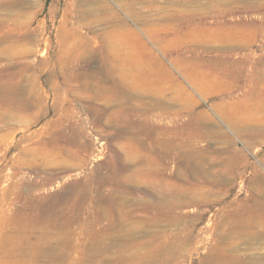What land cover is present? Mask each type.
I'll use <instances>...</instances> for the list:
<instances>
[{
  "label": "rangeland",
  "instance_id": "obj_1",
  "mask_svg": "<svg viewBox=\"0 0 264 264\" xmlns=\"http://www.w3.org/2000/svg\"><path fill=\"white\" fill-rule=\"evenodd\" d=\"M0 2L13 45L27 50L7 60L0 30V84L30 102L0 117V264L8 251V264H51L28 248L17 255L19 241L45 234L64 248L57 264L86 263L91 245L105 264H150L161 249L175 253L170 264H205L212 251L221 264H264V0L228 3L222 20L234 29L211 32L176 12L199 0ZM109 9L140 41L121 21L109 26ZM63 18L71 31L60 42ZM112 51L138 64L128 86L108 72ZM252 210L259 237L229 234L228 219Z\"/></svg>",
  "mask_w": 264,
  "mask_h": 264
},
{
  "label": "bare ground",
  "instance_id": "obj_2",
  "mask_svg": "<svg viewBox=\"0 0 264 264\" xmlns=\"http://www.w3.org/2000/svg\"><path fill=\"white\" fill-rule=\"evenodd\" d=\"M87 1V0H86ZM168 1V0H167ZM186 1H190V2H192V1H195V2H197V0H174V2L175 3H182V2H186ZM216 2V7H215V5H213V6H211L210 4V0H199V4L202 6L201 7V9L200 8H194V9H191V10H181V11H176L177 12V14H179L180 15V17H186V18H191V17H199V18H202L201 19V23H200V27H201V29L203 30V31H205V32H211V31H222L223 29H224V27H225V24H227L228 26H230L231 27V29H234V27H233V21H231V22H228V23H225L223 20H222V10L228 5V3H231V4H233V2L235 3V4H238V5H240V4H242V5H244V7L242 8V9H245V10H248L251 6L253 7V8H256V7H260L262 4H253V5H249L250 3L248 2V0H217V1H215ZM1 3V2H0ZM128 3V2H127ZM6 4V3H5ZM107 6V5H106ZM233 6H231L230 8H232ZM105 8V7H104ZM237 8H239L238 6H234V9H237ZM241 9V10H242ZM110 10V12L112 13L111 14V18L109 17V19H110V23H111V25H109V26H111L112 28H115L117 25H116V23L118 24V22L116 21V20H118V21H121V20H119L118 19V17H117V14L116 13H114V11H112V9H109ZM108 10V11H109ZM92 12V11H91ZM91 12L89 13V14H87V15H90L91 14ZM139 12V11H138ZM179 12V13H178ZM86 13H88V11L86 12ZM166 13V12H165ZM170 12L168 11V13L165 15V17L164 18H166L167 20H172V19H174L175 18V12H172V13H170ZM7 14V13H6ZM139 14V13H138ZM3 15V14H2ZM83 15H85V14H83ZM92 15V14H91ZM80 16H82V14L80 15ZM135 16V15H134ZM157 16V15H156ZM2 17V16H1ZM10 17V16H9ZM86 17V16H85ZM6 18V17H5ZM12 18V17H11ZM11 18H10V20H11ZM140 17H138V19H139ZM18 19V18H17ZM84 19V18H83ZM135 19H137V18H135ZM207 20H212V21H210V22H208ZM109 22V21H108ZM120 25H123L125 28H127V29H125V32H127L130 36H131V38L133 39V40H139L140 41V38L138 37V35H137V33L134 31V30H132V29H130L129 27H128V25L126 24V23H122V21L119 23ZM119 24H118V26H119ZM62 32H61V34H60V42L61 41H63V40H65V35L68 33V31H71V28L70 27H68V25H67V20H66V18H63L62 19ZM117 26V27H118ZM10 28V27H9ZM0 30L1 31H3V32H5V34L3 35V42H5V43H9L8 45H6L5 47H3L4 48V50H3V52H5L4 54H2L1 52V54L3 55V57H5L7 60H12L11 58H12V56H14V55H16V51H18L17 49H20V48H23V47H21V46H24V45H13V41H12V35H11V31L9 32V30H8V27L6 26V19H1L0 20ZM8 32V33H7ZM126 35V34H125ZM21 37V36H20ZM23 37V36H22ZM19 38V37H18ZM127 38V37H126ZM228 40V39H227ZM226 41V40H225ZM0 42H1V39H0ZM228 43V42H227ZM11 44V45H10ZM62 45V44H61ZM12 46V47H11ZM13 48V49H12ZM23 49H25V48H23ZM26 50V49H25ZM0 51H2V50H0ZM27 51V50H26ZM30 51V50H29ZM28 51V52H29ZM31 52V51H30ZM62 52V51H61ZM24 54V53H23ZM111 55L108 57L109 59H107L108 60V63L107 64H109L108 65V72H110V73H112V74H116V75H118V77H120L121 78V81H119V83H120V85L122 84L123 86H128V84H129V82H131L130 80H132L131 78H133V75H130V76H128V75H126L128 72H130L131 73V71L133 70L134 72H136V73H138V69H139V67H138V64H127L126 63V59H121L120 58V56L119 55H117L115 52H113L112 51V53H110ZM26 55V54H25ZM24 55V56H25ZM107 56L109 55L108 53L106 54ZM23 56V55H22ZM1 57V56H0ZM2 57V58H3ZM27 57V56H26ZM106 58V57H105ZM22 59V58H21ZM61 60V59H60ZM20 61V60H19ZM47 61V60H46ZM45 61V62H46ZM15 62V61H14ZM24 62V61H23ZM62 62V61H61ZM107 62V61H106ZM10 63H12V62H10ZM16 63H17V61H16ZM22 63V62H21ZM62 65L64 64L63 62L61 63ZM12 65V64H11ZM7 66V65H6ZM25 66V65H24ZM65 66V65H64ZM63 66V67H64ZM106 66V65H105ZM8 67V66H7ZM14 67V66H13ZM13 67H12V69H13ZM1 68V67H0ZM11 69V68H10ZM9 69V70H10ZM27 69H29V68H27ZM68 69V68H67ZM9 70H8V72H9ZM8 72H4V74L5 73H8ZM12 72V71H11ZM10 72V73H11ZM14 72V71H13ZM69 72V71H68ZM9 73V74H10ZM122 74L123 75H125V76H123V78H122ZM14 75H15V72H14ZM13 75V76H14ZM109 75V74H108ZM13 76H11V77H13ZM27 76V75H26ZM134 76H138L137 74H135ZM0 77H2V76H0ZM137 79V78H136ZM13 80V79H12ZM133 80H135V79H133ZM137 81V80H136ZM32 82V81H31ZM116 83V82H115ZM133 84L135 83V81H133L132 82ZM114 84V83H113ZM131 84V83H130ZM121 87V86H120ZM133 87V86H132ZM138 86L136 85V86H134V88H137ZM109 88V87H108ZM115 88V87H114ZM113 88V89H114ZM27 89V88H26ZM122 89H123V87H122ZM133 89V88H132ZM21 90V89H20ZM117 90V89H116ZM134 90V89H133ZM139 90H141L140 88H139ZM138 89L136 90V91H139ZM27 91V90H26ZM25 91V92H26ZM109 91V90H108ZM120 91V90H119ZM123 91V90H122ZM135 91V90H134ZM131 92V91H127L128 93H134L135 94V92ZM8 92V93H7ZM116 92V91H115ZM125 92H126V90H125ZM20 93V92H19ZM24 93V92H23ZM122 93V92H121ZM28 94V93H27ZM35 94V93H34ZM106 94V93H105ZM117 94V93H116ZM112 96V95H111ZM119 96H120V94H119ZM125 96L126 97H129L128 96V94L126 93L125 94ZM31 97V96H30ZM39 97V96H38ZM121 97V96H120ZM140 97V96H139ZM42 98V97H41ZM112 98H114V97H112ZM124 98V97H123ZM28 99V98H27ZM128 99V98H127ZM126 99V100H127ZM41 100V99H40ZM40 100H39V102H40ZM129 100V99H128ZM123 101H125L124 99H123ZM127 102V101H126ZM30 102H28L26 99H23L22 97H17V96H14L13 94H11V92L9 91V89L7 88V86L4 84H0V117L1 116H8V117H6V120L7 121H9L10 122V119L12 120V118H11V115H9L10 113H12V112H14V111H19V112H23V111H26V110H28V109H30V104H29ZM124 103V102H123ZM39 105V104H38ZM107 105V104H106ZM119 107H121V106H119ZM34 108V107H33ZM123 110V109H122ZM103 115V114H102ZM125 116H127V115H125ZM99 117V116H98ZM9 118V119H8ZM15 118V117H14ZM122 119V118H121ZM125 120V119H124ZM5 121V120H4ZM13 121V120H12ZM126 121V120H125ZM122 123V122H121ZM124 123V122H123ZM8 124V123H7ZM145 132V131H144ZM115 133V132H114ZM120 133V132H119ZM146 135V134H145ZM117 139V138H116ZM124 142V141H123ZM110 143V142H109ZM112 145V144H111ZM122 145V144H121ZM131 145V144H130ZM155 145V144H154ZM54 146V145H53ZM126 146V145H125ZM73 147H74V145H73ZM150 148V147H149ZM155 148V147H154ZM58 149V148H57ZM73 150V149H72ZM113 150V149H112ZM74 151V150H73ZM115 151V150H114ZM62 152V151H61ZM72 153V152H71ZM113 153V152H112ZM59 154H62V153H59ZM58 153H57V155H59ZM63 154H65V153H63ZM128 154V153H127ZM143 155V154H142ZM139 156V155H138ZM118 157V156H117ZM115 159V158H114ZM129 159H131V158H129ZM153 159V158H152ZM61 160V159H60ZM145 161V160H144ZM150 161V160H149ZM154 162V161H153ZM157 162V161H156ZM156 162H155V166H156ZM44 164V163H43ZM118 164H120V163H118ZM117 164V165H118ZM158 165V164H157ZM149 166V165H148ZM119 167V166H118ZM153 167V166H152ZM117 168V167H116ZM128 168H130V167H128ZM149 168V167H148ZM159 169V168H158ZM157 169V170H158ZM162 169V168H161ZM150 170V169H149ZM153 170V169H152ZM155 170V169H154ZM141 171V170H140ZM153 172V171H152ZM112 173H114V172H112ZM115 174V173H114ZM113 174V175H114ZM133 174V173H132ZM144 175V174H143ZM153 175H155V174H153ZM110 176V175H109ZM147 176V175H146ZM115 177V176H114ZM132 177V176H131ZM257 178V177H256ZM93 180V179H92ZM220 180V179H219ZM87 181H89V180H87ZM112 181V180H111ZM155 181V180H154ZM159 181V180H158ZM164 182V181H163ZM81 184V183H80ZM83 184V183H82ZM89 184V183H88ZM97 184V183H96ZM163 184V183H162ZM256 184V183H255ZM257 184L259 185V186H261L262 187V185H264V177H259V179L257 180ZM87 185V184H86ZM95 185V184H94ZM183 185V184H182ZM83 186V185H82ZM93 186V185H92ZM95 187V186H94ZM102 187V186H101ZM113 187V186H112ZM82 187L80 186V189H81ZM93 188V187H92ZM105 188V187H104ZM174 188V187H173ZM183 188V187H182ZM188 188V187H187ZM88 189H90L89 187H88ZM98 189V188H97ZM177 189V188H176ZM179 189V188H178ZM85 190V189H84ZM181 190V189H180ZM180 190H178V191H180ZM197 190H199V189H197ZM80 191V190H79ZM78 191V192H79ZM98 191H100V190H98ZM121 191V190H120ZM202 191V190H201ZM215 191V190H214ZM176 192V191H175ZM190 192V191H189ZM199 192V191H198ZM206 192V191H205ZM207 192H208V190H207ZM212 192V191H211ZM210 192V193H211ZM96 193H97V191H96ZM102 193V192H101ZM160 193V192H159ZM182 193V192H181ZM201 193V192H200ZM98 194V193H97ZM176 194V196H177V193H175ZM207 194V193H206ZM81 195V194H80ZM80 195H79V197H80ZM93 195V194H92ZM161 195V194H160ZM166 195V194H165ZM181 195V194H180ZM179 195V196H180ZM204 195H205V193H204ZM210 195V194H209ZM263 195H264V192H263ZM65 196V195H64ZM63 196V197H64ZM94 196H95V194H94ZM97 196V195H96ZM172 196V195H171ZM57 197V196H56ZM62 197V196H61ZM109 197V196H108ZM137 197V196H136ZM157 197H158V195H157ZM39 198V197H38ZM59 198V197H58ZM65 199H66V197H64ZM96 198V197H95ZM110 198V197H109ZM177 198V197H176ZM261 198V197H260ZM50 199H51V197H50ZM74 199V198H73ZM97 199V198H96ZM113 199V198H112ZM181 199V198H180ZM81 200V199H80ZM87 200V199H86ZM89 200V199H88ZM111 200V199H110ZM156 200V199H155ZM254 200V199H253ZM159 201V200H158ZM201 201H203V200H201ZM36 202V201H35ZM70 202V201H69ZM74 202V201H73ZM72 202V203H73ZM76 202V201H75ZM125 202H127V201H125ZM129 202V201H128ZM143 202V201H142ZM169 203V206L170 207H172V206H174V205H186V206H189V205H192V204H194L195 203V201L194 200H189V201H187V202H178V201H171V200H169L168 201ZM199 203H200V199H199V201H198ZM204 202V201H203ZM86 203V202H85ZM97 203V202H96ZM100 203V202H99ZM101 203H103V202H101ZM115 203V202H114ZM207 203V202H206ZM205 203V204H206ZM210 203V202H209ZM115 204H117V203H115ZM121 204V203H120ZM137 204H139V202L137 203ZM144 204V203H143ZM156 204V203H155ZM89 205H91V204H89ZM150 206H151V204H149ZM97 206H98V204H97ZM137 206V205H136ZM144 206V205H143ZM166 206V205H165ZM70 207V206H69ZM131 207V206H130ZM140 207H141V205H140ZM139 207V208H140ZM167 207V206H166ZM182 207V206H181ZM56 208V207H55ZM91 208V207H90ZM99 208V207H98ZM117 208V207H116ZM127 208H129V207H127ZM163 208V207H162ZM175 208V207H174ZM82 209V208H81ZM85 209V208H84ZM100 209V208H99ZM109 209V208H108ZM135 209V208H134ZM133 209V210H134ZM156 209V208H155ZM169 209V208H168ZM56 210V209H55ZM71 210V209H70ZM69 210V211H70ZM112 210V209H111ZM123 210V209H122ZM139 210V209H138ZM151 210V209H150ZM158 210V209H157ZM161 210V209H160ZM165 210V209H164ZM174 210V209H173ZM262 210V209H261ZM34 211V210H33ZM43 211H44V215H41V216H46V217H49V208H48V210H46V209H43ZM126 211V210H125ZM167 211V210H166ZM169 211V210H168ZM29 212V211H28ZM42 212V211H41ZM135 212V211H134ZM150 212V211H149ZM152 212H153V210H152ZM27 213V212H26ZM58 213V212H57ZM76 213V212H75ZM173 213H174V211H173ZM249 214L246 216V215H241V216H236V217H234V218H232V217H230L229 219H228V221H230L231 222V224L234 226V228L232 229V231L229 233V234H232V235H235L236 236V238H239V239H244V238H247V239H249L250 240V242H251V240H253V239H257V237H259V234H258V231H256V229H260V228H263L262 227V225H260L259 223H261V222H259L258 221V217H256V213H255V211L254 210H252V211H249L248 212ZM41 214V213H40ZM126 214V213H125ZM131 214V213H130ZM175 214V213H174ZM229 214V213H228ZM60 215V214H59ZM71 215V214H70ZM77 215V214H76ZM79 215V214H78ZM100 215V214H99ZM160 215V214H159ZM32 216V215H31ZM40 216V215H39ZM61 216V215H60ZM141 216V215H140ZM158 216V215H157ZM156 216V217H157ZM167 216V215H166ZM27 217V216H26ZM64 217V216H63ZM93 217V216H92ZM176 217V216H175ZM261 217H262V215H261ZM103 218H104V216H103ZM128 218H129V215H128ZM148 218V217H147ZM160 218V217H159ZM79 219V218H78ZM83 219H84V217H83ZM92 219V218H91ZM121 219V218H120ZM123 219V218H122ZM99 220V219H98ZM98 220H97V222H98ZM128 220V219H127ZM34 221V220H33ZM50 221V220H49ZM103 221H104V219H103ZM32 222V221H31ZM53 222V221H52ZM173 222V221H172ZM95 223V222H94ZM146 223V222H145ZM157 223V222H156ZM169 223V222H168ZM59 224V223H58ZM89 224V223H88ZM99 224V223H98ZM75 226V225H74ZM78 226V225H77ZM226 226V225H225ZM59 228V227H58ZM88 229V228H87ZM86 229V230H87ZM2 230V229H1ZM250 230V232H248ZM89 231V230H88ZM93 231V230H92ZM186 231V230H185ZM227 231V230H226ZM57 232H59V229L57 230ZM86 232V231H85ZM70 233V232H69ZM136 233V232H135ZM159 233H161V232H159ZM187 233V232H186ZM4 234V233H3ZM11 234V233H10ZM15 234V233H14ZM165 234V233H164ZM76 235V234H75ZM78 235V234H77ZM124 235V234H123ZM143 235V234H142ZM166 235H168V234H166ZM182 235V234H181ZM262 235H263V230H261L260 231V236L262 237ZM8 236V235H7ZM97 236V235H96ZM157 236H159V235H157ZM185 236V235H184ZM77 237V236H76ZM132 237V236H131ZM134 237V236H133ZM155 237H156V235H155ZM168 237V239H169V236H167ZM152 238H153V236H152ZM157 238V237H156ZM162 238V237H161ZM172 238V237H171ZM183 238V237H182ZM150 239H151V237H150ZM155 239V238H154ZM159 239V238H158ZM167 239V240H168ZM238 239V240H239ZM146 240H148V239H146ZM161 240V239H160ZM163 240H165V238L163 239ZM174 240V239H173ZM260 240V239H259ZM134 241V240H133ZM166 241V240H165ZM164 241V242H165ZM89 242V241H88ZM158 242V241H157ZM173 242V241H172ZM172 242H171V244H172ZM68 244H70V243H68ZM104 244V243H103ZM102 244V245H103ZM167 244V243H166ZM17 245L18 246H21L20 248H19V250H18V253H17V255L18 256H22L24 253H25V248L27 249H30L29 251H31V252H35V256L36 255H41V256H46V257H50V263L51 264H57V262H58V260H59V257H58V255H57V252L58 251H61L62 253H63V251H64V248H63V246H61V244L57 241V242H52V239H51V236H47V234H45V235H43L42 237L40 236L39 238H36V239H34V237L33 238H31V236H29L28 238H25L24 240H21V241H19L18 243H17ZM75 245H76V243H75ZM105 245V244H104ZM143 245V244H142ZM147 245H148V243H147ZM175 246V245H174ZM137 247V246H136ZM150 247V246H149ZM157 247V246H156ZM67 248V247H66ZM68 250V249H67ZM72 250H74V249H72L71 248V251ZM76 250V249H75ZM66 251V250H65ZM215 251V250H214ZM231 251V250H230ZM5 252V251H4ZM28 253V252H27ZM68 253V252H67ZM66 253V255H69V254H67ZM80 253V252H79ZM89 253H90V255L88 256V258H87V260H85L86 261V263L84 262H81V263H79V264H105V262H106V259H105V257H104V249L103 248H101L100 246H93V245H91L90 246V248H89ZM144 253V252H143ZM224 253V252H223ZM223 253H221V252H217V254L215 253V252H213L212 251V253H210L207 257H206V262H205V264H221V263H218L217 261H218V259H216V257H220ZM230 253V252H229ZM74 254V253H73ZM227 254V253H226ZM6 257H7V259L6 260H1V264H8L10 261H12L13 260V258L15 259L16 258V254L13 252V251H8V253H6V254H4ZM175 255V253H171V251H169V250H163V249H161L160 251H158V252H156V253H154V256L152 257V256H150V255H148L147 257H144V261L146 262L147 261V263H150V264H170L173 260H174V256ZM217 255V256H216ZM76 256V255H75ZM65 257V256H64ZM177 257H179V256H177ZM31 258V257H30ZM66 258V257H65ZM96 258H101V260L98 262H96ZM35 259V258H34ZM139 259H142V258H139ZM227 262V261H226ZM225 262V263H226ZM14 263V262H13ZM74 263V262H73ZM204 263V262H203ZM224 262H222V264H225ZM113 264V263H112ZM226 264H228V263H226Z\"/></svg>",
  "mask_w": 264,
  "mask_h": 264
}]
</instances>
